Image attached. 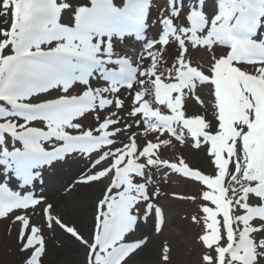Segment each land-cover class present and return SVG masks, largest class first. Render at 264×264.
Masks as SVG:
<instances>
[{
  "label": "snow or ice",
  "instance_id": "obj_1",
  "mask_svg": "<svg viewBox=\"0 0 264 264\" xmlns=\"http://www.w3.org/2000/svg\"><path fill=\"white\" fill-rule=\"evenodd\" d=\"M168 6L169 16L161 20L162 34L143 45L151 63L142 68L143 57L134 66L129 58L115 53L113 38L133 34L137 40L144 39L149 0H122L120 4L88 0L74 8L72 25L60 22L62 11L73 10L69 0H3L12 21L11 29L3 33L6 39L0 42V102L10 106H0V218L43 202L31 192L10 188L9 174L23 190L41 178L38 169L75 153L90 156L100 151L91 167L103 161L108 165L77 181L88 185L109 180L97 198L90 239L54 215L53 205L43 208L48 228L58 226L85 246L87 264H127L141 249L145 239H126L141 218V202L147 205L145 218L155 208L156 231H160L162 212L151 202L159 188L152 192L149 188L151 170L161 168L206 186L201 199L211 206H201L202 264H264V0H217L214 15L206 14L207 5L201 6V0H193L185 17L188 26L179 27L174 18L180 17L181 0H168ZM170 37L180 53L174 75L173 69L167 70L175 82L164 83L158 68L161 52L152 50L157 43L168 46ZM186 42L193 48L221 49L218 56L213 54L207 72L186 62ZM9 46L11 54H2ZM93 79L105 86L94 88ZM197 82L212 90V120L187 117L181 110L184 90H193ZM77 88L80 94L72 95ZM51 90L63 95L32 102ZM122 90L134 93L127 115L140 117L135 126L139 129L142 124L141 132L132 131L133 125L123 123L118 115L123 108L118 98ZM146 96L171 114L154 109ZM113 104L116 112L109 111ZM99 112L106 113L102 121ZM88 113H96L97 134L75 122ZM35 121L43 122L46 130L29 126ZM185 131L192 147L211 158L214 176L191 169L183 158L176 163L158 155L161 145L171 143L160 136L167 133L183 145ZM149 132L157 134V142L146 140L145 145H138L137 136L146 138ZM124 134H129L127 142L120 141L121 147L112 149ZM5 135L21 146L9 150ZM44 143H51V150ZM192 219L200 222L201 218ZM13 222L21 225L18 239L24 264H41L45 253L42 229L30 226L25 215ZM164 252L166 264L167 247Z\"/></svg>",
  "mask_w": 264,
  "mask_h": 264
},
{
  "label": "rangeland",
  "instance_id": "obj_2",
  "mask_svg": "<svg viewBox=\"0 0 264 264\" xmlns=\"http://www.w3.org/2000/svg\"><path fill=\"white\" fill-rule=\"evenodd\" d=\"M58 2H64V0H58ZM69 2L73 5V10H66L60 19L61 23L66 22L65 25L73 24L75 7L88 4V0H69ZM67 12L71 18L70 16L68 17ZM167 15V12L162 13L160 18L154 15L151 22L157 23V19L161 21ZM11 21L10 9L5 10L3 0H0V42L6 39L3 33L11 27ZM159 36L157 35L153 39L148 38L145 40V43L148 40H158ZM186 44L187 50L184 58L190 59L193 63L199 64L200 66H206L207 62H210V53L208 50L199 46L193 48L187 42ZM152 51L161 52V62L158 64V68L163 72L162 77L164 78L162 79H165V76L168 75L167 70L174 68L176 63V57L174 55L179 56L180 49H175L173 43H169L166 47H162L157 43ZM117 52L120 53V50ZM2 54H11L10 46L4 49ZM150 63V58L147 57L145 52L141 63L142 68H147L150 66ZM201 89L197 85L191 91L185 89V105L187 106L184 110L187 113H196L197 107L201 106V101L196 104L200 100L199 97L203 98ZM59 95H63L60 90H51L47 94H41L38 99H33V102ZM208 96L210 97L209 94ZM191 99H194V105L190 103ZM122 101L123 108L118 111L120 117L122 115L127 116V113L132 108L130 96L124 95ZM207 102L209 103V101ZM211 102L213 106V101ZM109 111L116 112L117 109H113L112 107ZM105 115V112H99L100 121L104 119ZM75 122L80 123L84 130L92 129L93 132H95L98 126L96 114L78 118ZM132 131L141 132L142 129L136 128L135 124H133ZM129 134H124L122 137L123 140L128 139ZM141 138L142 141L146 138H157V134L148 133L146 138L138 135L137 142L139 144L142 142ZM159 139L170 138L161 136ZM5 141L8 144L6 138ZM118 146L121 147V143ZM191 151L195 152L196 150L184 144L181 145L178 141L171 139L170 145L161 147L160 152L167 159L178 160L179 162V159L183 158L188 166L201 172L215 174L216 169L211 163L209 156H207L205 164H202V166L197 165L192 163L187 157V153ZM100 154L101 152H93L90 156L84 155V161H80L75 156H69L65 160L59 161L57 165L54 163V166L40 168L41 178L34 181V185L27 186L23 190L17 186L15 187L14 190L21 191L22 194L25 192H41L42 194L50 192V194L41 197L43 202L38 206L30 207L26 210L16 209L5 217L0 218V264H24L25 256L20 251V242L18 239L21 225L19 222H13L14 218L18 215H25L29 219L30 226L34 225L42 229L41 235L45 241V253L41 257V264H87V249L85 246L58 226H54L52 229L48 228L46 217L43 215V208L47 204L53 205L54 215L58 216L67 226H74L85 239H90L94 221L95 200L100 196L102 186L108 179H104L102 183L92 182L88 185L77 183V181L83 175L92 174L108 165V162L104 161L97 168L91 167L92 161ZM92 155L94 158H92ZM162 180L164 179L160 176L155 177L153 179V185L150 188V192L154 191L156 187L159 188V195L153 196L152 200L154 203L158 202L162 207L160 231L153 230L152 233V226L155 223L152 210L148 213L147 218H145L144 213L146 207L143 205L139 208L141 218L136 227V235L133 236L139 240H146V243L141 249L149 248V239L153 238L156 241L154 256L148 259V256L144 257L140 254V249L127 260V264H165V247L168 249L166 253L168 260L166 264H202L201 257L204 249L198 239L204 231L201 206H211L210 202H205L201 199L202 192L206 189L201 185L189 183L185 179L180 181L171 176L164 181ZM158 197H160L159 200ZM190 197H195V199H190ZM194 216L201 218L200 222H194L192 219ZM149 224H151L150 232L148 231ZM172 231L174 232V240L171 235Z\"/></svg>",
  "mask_w": 264,
  "mask_h": 264
},
{
  "label": "bare ground",
  "instance_id": "obj_3",
  "mask_svg": "<svg viewBox=\"0 0 264 264\" xmlns=\"http://www.w3.org/2000/svg\"><path fill=\"white\" fill-rule=\"evenodd\" d=\"M220 51H221L220 48H215V49L212 50L211 54L212 55L216 54L218 56L220 54ZM206 92H208V90L205 91V93ZM208 99H209V97L206 96L204 99L202 98V100H200V101H203V104H201V106L197 107V110H196L197 112L196 113L200 114L201 116H204L206 120H212V119H214L213 113H214L215 110H214V108L212 106H209V103L207 102ZM192 104H194V101H192ZM194 116H196V115H194ZM207 156H208L207 152L206 151H201V150H198V151H195V152L191 151L190 153H187V157L191 160L192 163H195V164L201 165V166H202V164L206 163ZM189 183H191V182H189ZM102 189H103V186H102ZM171 235H172V238L174 240L175 237L173 236L174 235L173 231H172ZM155 244H156V241L153 238H151L149 240V248L141 249L140 250L141 251L140 254L143 255L144 257L148 256V259H150L151 257L154 256V251H156Z\"/></svg>",
  "mask_w": 264,
  "mask_h": 264
}]
</instances>
